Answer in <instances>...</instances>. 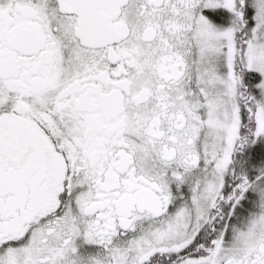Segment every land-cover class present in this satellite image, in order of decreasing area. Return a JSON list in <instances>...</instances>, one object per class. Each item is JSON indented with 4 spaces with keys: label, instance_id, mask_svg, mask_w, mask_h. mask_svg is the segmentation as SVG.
Listing matches in <instances>:
<instances>
[{
    "label": "snow or ice",
    "instance_id": "1",
    "mask_svg": "<svg viewBox=\"0 0 264 264\" xmlns=\"http://www.w3.org/2000/svg\"><path fill=\"white\" fill-rule=\"evenodd\" d=\"M0 264H264V0H0Z\"/></svg>",
    "mask_w": 264,
    "mask_h": 264
}]
</instances>
